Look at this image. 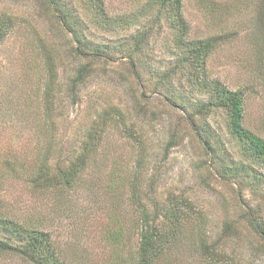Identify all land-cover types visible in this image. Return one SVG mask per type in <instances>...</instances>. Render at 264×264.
I'll use <instances>...</instances> for the list:
<instances>
[{
  "label": "rangeland",
  "instance_id": "1",
  "mask_svg": "<svg viewBox=\"0 0 264 264\" xmlns=\"http://www.w3.org/2000/svg\"><path fill=\"white\" fill-rule=\"evenodd\" d=\"M203 1L182 0L189 38L235 37L210 54L202 77L242 92L244 126L264 139V43L256 29L260 0H209L217 3L215 12ZM59 2L75 20L84 50L100 46L101 56L90 61L96 72L80 88L76 103L67 90L80 62H89L74 58L77 38L44 0H0V15L16 18L0 45V218L48 232L67 264H137L140 227L130 198L139 184L149 209L164 213L174 196L188 215L158 264H264V240L242 219L253 210L264 221V197L222 177L209 161L204 139L187 122L211 94L195 87L188 70L177 69L185 53L175 45L169 18L159 15V4L105 0L113 24L108 27L96 23L87 0ZM49 58L57 72L55 127L44 102ZM168 98L179 106L172 108ZM195 126L207 131L223 161L240 160L225 111L198 118ZM91 130L99 136L98 150L72 189L45 192L29 184L45 157L51 177L58 158L77 156ZM174 132L178 143L167 150ZM253 167L264 174V163ZM228 222L236 223L237 237L224 235ZM10 238L0 231V241ZM204 238L209 254L201 249ZM212 257L213 262L206 259ZM0 263L30 264L12 255H1Z\"/></svg>",
  "mask_w": 264,
  "mask_h": 264
},
{
  "label": "trees",
  "instance_id": "2",
  "mask_svg": "<svg viewBox=\"0 0 264 264\" xmlns=\"http://www.w3.org/2000/svg\"><path fill=\"white\" fill-rule=\"evenodd\" d=\"M153 1L159 4V15H166L174 26L176 30L174 37L175 45L180 51L185 53V56L179 60L177 69L188 70L190 72V79H193L195 87L201 91L207 90L211 94L208 103H199L196 111L193 114H189L186 118L187 122L194 129L195 135L197 137L201 136L204 139L209 161L213 162L212 165H217L222 177L229 179L241 188L251 187L252 191L261 192L264 197V174L253 167L254 163H264V139L244 126L245 99L243 93L231 91L219 81L208 82L202 77L206 73V63L210 54L225 42H230L235 37V34H228L226 36L214 35L205 41H193L189 38L190 26L182 11V0ZM44 2L53 10L58 22L77 38L76 40L80 45L73 48L72 54L74 58L89 60L87 63L80 62L75 77L67 90L72 101L76 103L80 88L85 86L87 81L96 72L90 61L98 59L101 56V52L99 51L100 46H97L95 52L84 50L82 40L78 37L75 28V20H72V15L61 8L59 0H44ZM87 4L89 9L93 10L98 25H108V27L113 25L111 19L106 14L105 0H87ZM260 4L261 15L258 16L256 29L262 34V42L264 43V0H260ZM214 5H217L215 1H203V6L211 12L216 11V6ZM7 13L3 12L0 15V45L7 39L16 25V18L7 15ZM87 45L89 49L93 47L90 40H88ZM49 61L51 64L49 66V84L44 93V102L46 117L53 122L55 127L58 121V110L55 109V98L52 96L57 82V72L54 70L53 59L49 58ZM168 100L172 108H175V105L179 106L178 101L175 102L170 98ZM189 105L188 103L187 107ZM187 107L183 106L184 110H188ZM219 110L226 112L229 133L241 147L240 160H237V162H235L234 157L230 156L227 161L221 159L217 149L212 144L210 145L211 137L205 130L209 129L207 124H204L203 126L204 128L206 126V128H202L201 130H198L195 126L198 118L205 120L213 112ZM117 111L116 115H120L121 111ZM106 118L113 120L110 115ZM129 136L135 139V136ZM178 140L179 133L174 132L167 150L177 145ZM83 146L84 148H82L77 156H70L69 153V157L66 160L58 158L51 177L48 173L49 158L45 157V163L42 164L35 176H30L31 178L28 180L29 184L37 191L45 192L51 190L64 193L72 189L98 150L99 136L97 133L91 130L90 137ZM141 191L139 184L133 186L130 198L137 208L140 227L137 264H158L165 251L178 237L176 231L183 222V219L188 218V215L182 211L181 206L183 201L178 200L174 196L171 198L170 204L164 213L160 214L155 207L149 209L143 201ZM256 214L257 212L255 213L253 210L247 211L242 216V219L257 238L259 237L264 240V221ZM0 231L11 235L10 240L0 241V256H16L30 264H67L61 259L51 235L46 231L29 227L25 223H17L14 220L2 218H0ZM224 235L228 238L237 237L238 229L236 223H226ZM201 249L205 254H209L210 252V245L205 238L201 242ZM206 259L210 262L216 260L213 257Z\"/></svg>",
  "mask_w": 264,
  "mask_h": 264
}]
</instances>
